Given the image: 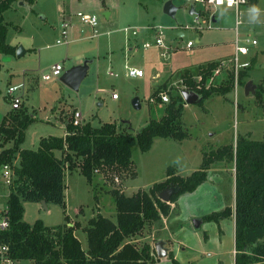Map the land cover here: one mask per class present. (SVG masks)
<instances>
[{
	"label": "rangeland",
	"instance_id": "obj_1",
	"mask_svg": "<svg viewBox=\"0 0 264 264\" xmlns=\"http://www.w3.org/2000/svg\"><path fill=\"white\" fill-rule=\"evenodd\" d=\"M163 2L33 0L29 3L13 0L2 11L6 22L5 41L26 49L19 56L0 51V117L10 108L9 99L4 95L6 86L19 81L24 86L17 88L15 93L21 96L23 105L33 116L23 129L19 147L36 148L40 136L61 135L73 108L91 125L107 121L117 130L134 132L163 113L164 103L156 101L159 92H166L168 100L180 95V90L186 88L184 75L196 80L200 63L213 59L217 62L230 54L235 26L232 7L209 6L207 9L214 13V20L207 27L206 16L198 13V24L203 27L197 28L192 20L195 14L187 11L188 5L192 4L196 10H205L206 6L192 3V0H171L175 11L169 16L162 11ZM255 5L264 8L263 0ZM249 6L239 7L241 22L237 24V31L238 36L249 32L256 38L246 56L248 60L252 58V62L242 77L244 82L249 79L255 84L254 92L245 94L244 82L239 83L236 76L234 83L232 75V86L227 91L211 93L201 103L184 102L181 97L183 107L178 123L185 131L184 137L155 136L146 150H140L133 143L130 167L114 172L117 182L111 175L96 174L95 185H92L77 168L69 170L64 165V207L49 202L43 208L37 201L21 200V218L29 223L38 218L44 225L54 226L64 221L65 213L70 221L78 223L74 235L81 247H85V232L81 227L87 218L96 212L114 218L107 188L116 187L126 194L139 188L147 189L153 182L165 178L167 166H172L177 174L186 175L199 166L203 151L233 143L238 134L261 138L264 133V18L259 23L249 22L246 14ZM104 11L108 12L107 16ZM77 12L96 16V34L92 35L90 26L79 20ZM61 19L68 22L67 41L55 43ZM156 25L163 27L162 40L169 47L166 57L159 55L157 46H142L143 41L152 39V27ZM124 26L134 27L135 34L125 33ZM187 40L192 43L190 47L185 46ZM83 58L89 61L76 90L63 84L58 76L40 77L41 73L49 72L54 62L62 65V71ZM124 65L141 68L143 76H128ZM107 68L116 75H109ZM228 71L229 67L221 66L217 73L211 70V81L207 79V83L216 85L224 81ZM154 72L156 75L152 76ZM257 88L258 94H255ZM152 90L157 92L150 95ZM111 92L115 93L114 98ZM134 95L139 98L138 107L131 104ZM54 152L59 153L58 150ZM13 161L16 162V157ZM212 163L215 166L208 171V179L195 189L180 193L167 215L144 224L138 234L128 236L137 247L142 243L153 247L155 240H163L168 248L166 255L158 257L153 250V259L147 264H174L171 257L176 264H233L230 214L204 217L220 210L231 199L232 160L224 157ZM1 182L0 175V188ZM192 217L201 218L197 227L193 226Z\"/></svg>",
	"mask_w": 264,
	"mask_h": 264
},
{
	"label": "trees",
	"instance_id": "obj_2",
	"mask_svg": "<svg viewBox=\"0 0 264 264\" xmlns=\"http://www.w3.org/2000/svg\"><path fill=\"white\" fill-rule=\"evenodd\" d=\"M12 1L0 0V51L14 54L16 45L5 41L6 22L2 17V11ZM258 2L247 0L246 5ZM249 62L248 66L238 70L239 83L244 82L242 77L252 58ZM215 65V59L200 63L196 80L184 75L186 89L198 94V103L211 93H223L232 86L231 70L224 75V81L216 85L207 83V79L211 81L210 71ZM156 92L152 90L150 95ZM255 94H258V88ZM181 100L179 94L166 102L157 96L156 101L164 103L163 113L159 118L149 119L134 132L117 130L107 121L96 126L88 121L72 125L68 118L63 135L40 136L36 148L19 147L24 127L33 120L23 101L16 108L7 109L0 117V164L11 163L15 157L16 164L7 198L8 226L0 233V240L8 243L12 258L30 264H147L153 259L154 248L148 243L137 247L127 239L128 236L138 234L144 224L167 215L180 193L193 190L205 179L206 169L213 161L228 157L232 160L234 188L233 264H264V133L259 139H252L247 133L238 134L233 143L203 151L199 166L186 175L177 174L172 166H167L165 178L153 182L147 189L139 188L126 194L116 187L107 188L113 202L114 218L99 212L88 217L81 227L85 232V247H81L73 234L78 223L70 221L65 213L64 221L54 226L44 225L38 218L30 223L21 218V200L39 202L43 199L45 204L53 202L64 207V165L69 170L77 168L86 181L95 185L96 174L112 175L130 167L133 143L140 150H146L155 136L184 137L185 131L178 123L183 107ZM55 150L59 151L58 155ZM93 168H97L98 173H94ZM169 185H175L177 189L168 201L160 200L156 193ZM229 214L231 209L225 205L204 217ZM170 259L176 263L172 257Z\"/></svg>",
	"mask_w": 264,
	"mask_h": 264
},
{
	"label": "built area",
	"instance_id": "obj_3",
	"mask_svg": "<svg viewBox=\"0 0 264 264\" xmlns=\"http://www.w3.org/2000/svg\"><path fill=\"white\" fill-rule=\"evenodd\" d=\"M199 3L201 6H206L205 10L198 9L195 10L194 13L195 16L193 17V21L197 23L194 27L201 28L202 25H199L198 22V13H204L206 16V21L208 23L206 24L207 27L209 26V22L213 21L214 14L208 11L209 6H219L216 4L215 0H192V3ZM247 0H237V4L234 5L233 8V15H234V34L232 39V51L230 54L225 58H220L216 65L211 69L214 71V73H217L219 66L223 67H229V69L232 71V75L234 77V83L236 81V76L238 73V70L246 67L249 65V60L246 57L248 50L251 45H254L256 43V38H254L249 32L244 33L242 36H238L237 31V24L241 22L239 14L240 9L239 7L246 6ZM264 2V0H263ZM225 5L226 4H221ZM194 7V6H193ZM76 15L78 16L79 20L82 23H85L90 26L92 29V35L96 34L95 26L97 25V18L92 13H82L77 12ZM68 22L65 19H61L59 22V30L57 37L55 38V43H62L66 42V30H67ZM184 27H189L187 25H184ZM162 26L156 25L152 27V33L153 37L151 40H145L142 42L143 47H149V46H157L160 48L159 55L161 57H166L168 53L169 47L166 46L162 40L161 32H162ZM124 32H129L130 34H135V28L134 27H123ZM191 41L187 40L185 42V46L189 47L191 45ZM126 67V74L128 76L138 77L143 75V70L139 67L130 66V65H124ZM62 65L59 62H54L49 66V72L41 73L40 77L43 79H48L50 76H58L61 72ZM106 72L109 75H116V72H112L109 68L106 69ZM24 86L22 81H19L17 83L8 84L5 88L4 94L7 95L9 99V106L11 108H16L19 106L21 102V96L15 93V90L17 88H22ZM111 97H115V93L111 92ZM158 97L161 101H167L168 96L166 92H159ZM70 122L72 125H79L83 122V117L81 112L78 109H73L71 111V114L69 116ZM16 162L12 161L11 163H1L0 164V175L2 176V182H1V188H0V233L4 231L8 226V196L10 193V187L13 184V179L15 176L14 173V166ZM94 173H98L97 168H93ZM112 180L114 182L118 181L117 175L112 174L111 175ZM4 188V189H2ZM0 264H20L19 260H16L12 258L9 252V245L7 242L0 240Z\"/></svg>",
	"mask_w": 264,
	"mask_h": 264
},
{
	"label": "water",
	"instance_id": "obj_4",
	"mask_svg": "<svg viewBox=\"0 0 264 264\" xmlns=\"http://www.w3.org/2000/svg\"><path fill=\"white\" fill-rule=\"evenodd\" d=\"M162 11L167 13L169 16L173 15V13L175 11V6L171 2V0H164V2L162 4ZM187 11L191 14L195 12L192 4L188 5ZM104 15H106V12H104ZM178 35H180V32H178ZM23 52H24V49L22 48L21 45L15 46V49H14L15 56H19ZM88 61H89V59L83 58L80 62L75 63V64L65 68L58 75V79L63 84L68 86L69 88L76 90L79 82L81 81V79L84 77V75L86 73ZM254 87H255V84L252 83L251 80L248 79L243 84V92L245 94H248V92L252 93V92H254ZM180 95H181L182 99L184 100V102H195L199 99V96L196 92L189 90V89H186V88H182L180 90ZM98 104H99V102H98ZM131 104L134 107L139 106L138 96L134 95L131 98ZM176 189H177V186H175V185H169V186L163 187L156 193V196L160 200L168 201L170 194ZM39 203L43 208H46V204H45V201L43 199L39 200ZM192 223L194 226L196 225L195 219H192ZM152 245H153L154 251L158 257H162V256L166 255V247L163 246V240L157 239L153 242Z\"/></svg>",
	"mask_w": 264,
	"mask_h": 264
},
{
	"label": "clouds",
	"instance_id": "obj_5",
	"mask_svg": "<svg viewBox=\"0 0 264 264\" xmlns=\"http://www.w3.org/2000/svg\"><path fill=\"white\" fill-rule=\"evenodd\" d=\"M215 2L218 5L226 4L229 8L237 4V0H215ZM246 14L249 22L259 23L264 18V8L253 4L246 9Z\"/></svg>",
	"mask_w": 264,
	"mask_h": 264
},
{
	"label": "crops",
	"instance_id": "obj_6",
	"mask_svg": "<svg viewBox=\"0 0 264 264\" xmlns=\"http://www.w3.org/2000/svg\"><path fill=\"white\" fill-rule=\"evenodd\" d=\"M104 12H106V15L105 16H107L108 15V12L107 11H104ZM103 12V13H104ZM214 14V13H213ZM214 17H215V15H214ZM213 20H214V18H213ZM180 35H181V32H180ZM191 46V45H190ZM189 46V47H190ZM25 48H24V52H25ZM15 55V54H14ZM65 56V55H64ZM131 66V65H130ZM144 73V72H143ZM156 75V73L154 72L153 73V75L152 76H155ZM143 76V75H142ZM138 77H141V76H138ZM24 84V83H23ZM31 84H32V82H31ZM26 86V85H25ZM24 91V90H23ZM5 95V94H4ZM100 104V103H99ZM74 109V108H73ZM7 110V109H6ZM5 110V111H6ZM4 111V112H5ZM4 112H2V114L4 113ZM1 114V115H2ZM65 133V128H64V131H63V133L61 134V135H63ZM214 164L213 163H211L210 165H209V167L206 169V177H205V179L202 181V182H204L206 179H208V171L210 170V169H212L213 170V168H214ZM232 171H233V167H232ZM201 183V182H200ZM199 183V184H200ZM198 184V185H199ZM197 185V186H198ZM196 186V187H197ZM195 187V188H196ZM194 188V189H195ZM233 203H234V188H233V190H232V194H231V199L229 200V202L226 204V205H228L229 207H230V209H231V214H230V217L232 218V224H233ZM170 205H173V203H170ZM175 205V204H174ZM191 219H195V226L194 227H197L198 225H199V223H201V218L200 217H192ZM193 224V223H192ZM73 234H74V229H73ZM163 244H164V242H163ZM164 246V245H163ZM167 250H168V248L166 247V253H167ZM233 253H234V249H233V240H232V257H233ZM164 257V256H163ZM163 259V258H162ZM174 259V258H173ZM175 260V259H174ZM175 262H176V260H175ZM177 263V262H176ZM176 263H174V264H176Z\"/></svg>",
	"mask_w": 264,
	"mask_h": 264
}]
</instances>
